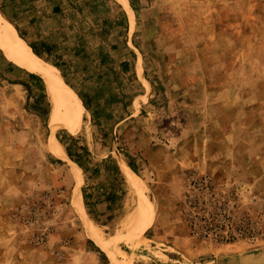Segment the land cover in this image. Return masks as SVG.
<instances>
[{
  "label": "rangeland",
  "instance_id": "rangeland-1",
  "mask_svg": "<svg viewBox=\"0 0 264 264\" xmlns=\"http://www.w3.org/2000/svg\"><path fill=\"white\" fill-rule=\"evenodd\" d=\"M132 1L120 50L130 74L88 84L82 121L53 134L67 160L94 171L78 182L84 212L127 264H264V0ZM151 96L132 118L143 137L114 128ZM49 110L41 78L0 49V264H113L86 236L70 163L48 150ZM143 142L151 155L133 151ZM118 159L154 207L144 233L126 228L137 194ZM81 177L94 189L86 199Z\"/></svg>",
  "mask_w": 264,
  "mask_h": 264
},
{
  "label": "crops",
  "instance_id": "crops-1",
  "mask_svg": "<svg viewBox=\"0 0 264 264\" xmlns=\"http://www.w3.org/2000/svg\"><path fill=\"white\" fill-rule=\"evenodd\" d=\"M134 2L127 0L135 15V12L140 9V5ZM0 11L3 18L22 35L25 42L17 36L30 51L36 52V55L32 54L44 62L47 61L45 63L52 66L66 80L69 90L71 89L72 94L76 95L74 97L79 106L77 116L80 121H82L83 112L86 113L88 84L92 88H106V83L102 79L110 80L112 78V81L108 82L114 86V78H127L130 74L131 66L125 63L129 62L125 57H131L130 53L128 56L125 54L120 56V50L129 36L130 23L125 10L116 0H0ZM135 82L137 83V81ZM136 97L142 96L138 94ZM152 98L151 96L146 102L138 104L136 110L138 113L126 111L124 117L114 123V128L129 123L125 129L129 132L136 130L135 137H143L144 132L140 133L138 122L132 121V118L135 119L145 110H151V104L154 105ZM98 110L103 109L99 107ZM146 115L148 116V114ZM151 116L157 119L154 120L153 125L163 124L158 121L160 117H156L155 114H150ZM135 125L137 126L135 127ZM135 147L137 149H134ZM132 148L140 156H149L154 150L144 142L141 147L133 144ZM224 151H228V149L215 152L214 157L218 158V153ZM77 167L81 171V176L84 171L85 175L88 174V178H93L94 171L89 174L86 167L78 165ZM88 178H82L85 199L86 194H92L94 191V189H87L92 185ZM90 202L93 200L91 199ZM100 206L91 204L94 211H97ZM232 260L235 259L227 260V262L214 260L210 263L235 264ZM210 263L208 262V264Z\"/></svg>",
  "mask_w": 264,
  "mask_h": 264
},
{
  "label": "bare ground",
  "instance_id": "bare-ground-1",
  "mask_svg": "<svg viewBox=\"0 0 264 264\" xmlns=\"http://www.w3.org/2000/svg\"><path fill=\"white\" fill-rule=\"evenodd\" d=\"M116 1L126 11L130 23L131 34L134 25L132 11L128 6L127 0ZM0 49L12 62L28 68L38 75L43 81L47 101L50 105L47 125L51 131V138L49 140L48 150L53 155L67 160L62 146L54 138L53 134L56 130H68L72 128L79 107L74 95L65 86L61 75L52 66L33 55L27 45L17 36L14 28L1 15ZM135 71L139 79L142 81L144 87L149 92L150 85L142 77L140 58H138V61L135 64ZM67 161L72 167L73 180L76 183L73 197L75 207L84 221L86 236L98 247H100L102 252L108 257L111 263L127 264L118 260L120 252L115 249V246L112 243H104L102 241V236L97 230L95 226L96 224L94 225L84 212L78 187L81 173L76 164L69 160ZM118 164L123 177L137 194V202L134 204L135 207L132 209V211H130L131 213L126 219V228L130 231V233L143 232L151 225L154 220V207L142 193V190L145 188L142 181L119 159Z\"/></svg>",
  "mask_w": 264,
  "mask_h": 264
}]
</instances>
